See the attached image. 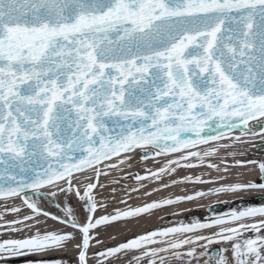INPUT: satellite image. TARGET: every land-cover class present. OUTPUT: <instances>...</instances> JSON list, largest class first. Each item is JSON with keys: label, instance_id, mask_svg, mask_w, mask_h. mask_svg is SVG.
Listing matches in <instances>:
<instances>
[{"label": "snow or ice", "instance_id": "obj_1", "mask_svg": "<svg viewBox=\"0 0 264 264\" xmlns=\"http://www.w3.org/2000/svg\"><path fill=\"white\" fill-rule=\"evenodd\" d=\"M208 120L245 125L255 120L264 127V0H0V196L58 181L68 184L62 191H71L75 171L162 139L173 141L171 151L187 148L195 142L180 140L181 132L199 136ZM259 169V182L222 190L264 191V162ZM18 178L19 187L12 188ZM3 184L9 185L7 191ZM94 187L89 184L83 196L76 192L89 214L96 211L90 195ZM204 195L95 220L88 215L83 223L72 219L69 226L81 236L79 264H88L90 229ZM25 203L39 213L36 204ZM73 214L69 208L68 215ZM247 217L260 219L238 227H223L224 219L181 225L99 255L161 242L171 249L200 240L212 243L203 235L171 243L156 237L213 226H221L213 235L224 241H235L241 229H264V205L234 211L230 219ZM74 239L71 232L39 231L3 239L0 259L46 252ZM232 248L236 264H264V235L236 241ZM213 259L229 264L226 257Z\"/></svg>", "mask_w": 264, "mask_h": 264}, {"label": "bare ground", "instance_id": "obj_2", "mask_svg": "<svg viewBox=\"0 0 264 264\" xmlns=\"http://www.w3.org/2000/svg\"><path fill=\"white\" fill-rule=\"evenodd\" d=\"M256 122L258 121L250 120L247 123L245 126L247 133L235 130L233 133L217 136L216 139L199 142L198 145L183 147L179 151L165 152L153 145L136 148L134 155H120L118 158H111V161H103L101 165L94 167L95 170L90 167L83 173H74L71 191H62V188H68V184L61 181L56 184H48L43 188L19 193L16 196L0 197V231L10 228L22 230L26 226L42 224L41 226H45L47 229L42 233L64 234L70 230L79 233L77 229L69 226V222L75 219L78 223H83L89 215L84 211L86 210L85 202L76 195V192L79 191L80 196H83L88 190L89 184L95 185L90 195L92 202L97 207L105 208L103 210L104 217L143 208L153 202L175 200L177 197L195 195L197 192L205 193L204 196L196 197L193 200L164 205L138 216L117 220L118 226L111 228L107 236L95 239L96 246L92 250L93 253L100 249L116 248L126 243L127 236L131 235L136 239L144 236L150 229L159 233L164 229L195 222L210 223L212 219L204 221H188V219L181 224L177 223V220L188 211L207 213L206 208L214 203H222L227 206V209L233 203L244 204V202L251 207L262 206L264 205V191L248 189L231 192L222 190L236 184H246L250 181L259 182L261 175L259 162H264V132L259 134L254 130ZM148 151L151 152L150 157L142 158L140 156V153ZM189 153H197V155H189ZM250 161L256 163H249ZM161 169H165V171L161 172ZM132 173L142 174L144 179H134V176L131 177ZM126 176L130 177L129 181L124 180ZM174 181L175 183H173ZM25 201L36 204L40 210L39 213L28 208ZM253 202L255 203L253 204ZM69 208L74 210L71 217L68 215ZM14 209L18 211H14ZM45 212L48 215H44ZM231 214L230 212L226 215L228 219L225 215H221L220 219L227 221L223 227H238L241 223L252 225L258 223L260 219L259 217H247L241 221H232ZM25 217H29V219H25ZM52 217H57V219ZM61 221L66 222L62 223ZM220 227L213 226L197 233H177L168 237L158 235L156 239L171 243L186 238L195 239L196 235H203L215 241L219 247L217 248L220 253L219 258L226 257L229 264H236L232 244L236 241L242 243L245 239H256L258 236L264 235V229L260 233L250 228L241 229V234L236 237L235 241H224L213 235L220 231ZM209 244L208 240H200L194 245L185 244L181 248L171 249L168 248L167 243L161 242L148 244L140 249H129L127 253L142 254L143 257L139 255L140 258L137 257V259L145 258V264H150L151 261H155V264H211L206 256ZM158 248H167V251L153 255L145 254L146 251ZM193 249V255H188L189 251ZM160 257H163V260ZM87 261L88 264H92L89 259Z\"/></svg>", "mask_w": 264, "mask_h": 264}, {"label": "rangeland", "instance_id": "obj_3", "mask_svg": "<svg viewBox=\"0 0 264 264\" xmlns=\"http://www.w3.org/2000/svg\"><path fill=\"white\" fill-rule=\"evenodd\" d=\"M255 124V131L260 133L264 132V127H261V124L259 122L254 123ZM264 135V134H263ZM141 156V153H140ZM138 174V172H137ZM141 175V174H139ZM134 176V179H137L135 176L136 173H132L131 177ZM130 177L126 176L124 177V180L129 181ZM255 202H253L254 204ZM257 203V202H256ZM230 205V204H229ZM246 202H244V204L242 203H233L231 204V206L221 212H217V213H206V212H198V211H188L184 214V216L180 219L177 220V223H184L186 222L188 219V221H204L206 219H212V220H216L217 218L220 219L221 215H225L226 219H228V216H226L228 213L230 214L233 213L234 211H241L244 210L248 207H251V205H246ZM105 208L103 207H97L96 206V211L94 213L89 214L86 210L85 213L91 215L93 217V219H100L101 217H104V210ZM227 213V214H226ZM101 215V216H100ZM192 215V216H191ZM223 217V216H222ZM117 221H111L109 223H102L99 226H97L96 228L90 229V236H92V239L89 242V249H88V253H87V259H89L91 261L92 264H145L144 260L145 258H141V260L137 259L140 258L139 255L142 256V254H132V253H127L128 250L125 251H121L115 255H106V256H101L99 255V253H107L109 248L106 249H100L97 250L95 253L92 252L93 248L96 246V238H103L104 236H107V233H109L108 231L111 228H115L118 226ZM42 225V224H41ZM41 225H31V226H26L24 227L22 230H17V231H12V228L7 229L6 231H0V240L3 239H22L28 236H32L34 235L37 231H39L40 233H42V231H47V229H45V226H41ZM50 230V229H48ZM154 231V229H150L148 231V233H152ZM69 232L73 233V235L75 236V239L72 240L70 243H66V246L64 247H58L55 249H51L48 250L46 252H41V253H34L31 254L29 256H5L4 259H0V264H10L7 262V260L9 259H16V258H20V262L17 264H28L29 261L37 262V261H47L49 262V264H51V262L54 261H60L61 264H79V251L80 249L77 248V244L80 242L81 240V236L80 233L75 232L70 230ZM68 232V233H69ZM47 233V232H45ZM147 232L144 235L148 234ZM43 234V233H42ZM108 237H110L108 235ZM131 238V239H130ZM96 239V240H95ZM126 243L129 242L130 240L135 239L134 236H127L126 238ZM219 248L217 246V244L215 243V241L213 240L212 243L209 244V246L207 247V251H206V256L209 259V262L211 264H216L217 260L213 259L211 257H209V251L212 248ZM92 252V253H91ZM126 253V254H125ZM220 253L217 257V259H219ZM211 259V261H210Z\"/></svg>", "mask_w": 264, "mask_h": 264}, {"label": "water", "instance_id": "obj_4", "mask_svg": "<svg viewBox=\"0 0 264 264\" xmlns=\"http://www.w3.org/2000/svg\"><path fill=\"white\" fill-rule=\"evenodd\" d=\"M231 124H234L235 127H232ZM245 126L246 125L239 120H233L230 123H222L219 120H215V121L208 120L206 123H203L201 125L202 131L200 132L199 136H197L195 134V132H181L179 139L182 141H194L195 142L194 145H198L199 142H206L207 139H216L217 136H224L226 133H233V131H235V130H240L241 133H247ZM165 145H167V147H165ZM190 145H192V144H190ZM148 146H150V145H148ZM156 146L158 147L159 150H162V151L165 150V152H168V151H171L170 149L173 147V141L162 139L159 141L158 145H156ZM182 148H183V146H180L179 150H181ZM179 150H177V151H179ZM135 151H136V148L132 151L127 152V153L122 152L121 155H134ZM78 155L79 154L77 153V156ZM150 156H151V152H149V151L141 153L142 158H147ZM112 158H118V157L113 156ZM103 161H111V159L102 160L100 162H94V167L101 165V163ZM68 163H71V161H68ZM89 169H90V167H86L84 171H82V172L75 171L74 173H83L85 171H88ZM135 177L140 178V177H142V174L137 175ZM58 182H61V181H58ZM45 186H47V185H45ZM45 186H43V187H45ZM3 187L5 188V191H7L9 185L3 184ZM11 187L12 188H18L19 187V178L17 180V183L12 184ZM43 187H29L26 190L20 191L19 193L31 191V190H35V189H39V188H43ZM0 197H4V196H0ZM226 209H227V206H224L222 203H214V204L209 205L206 208V210L209 213H213V214L217 213V212L224 211ZM218 255H219L218 249L215 247L209 251V257H211V258L217 257ZM7 262L10 264H17L20 262V258L18 257L16 259H9V260H7Z\"/></svg>", "mask_w": 264, "mask_h": 264}, {"label": "flooded vegetation", "instance_id": "obj_5", "mask_svg": "<svg viewBox=\"0 0 264 264\" xmlns=\"http://www.w3.org/2000/svg\"><path fill=\"white\" fill-rule=\"evenodd\" d=\"M244 241V240H243ZM243 243V242H242Z\"/></svg>", "mask_w": 264, "mask_h": 264}]
</instances>
